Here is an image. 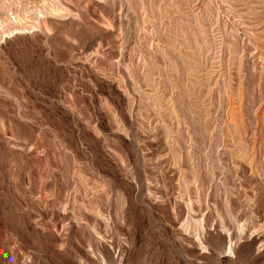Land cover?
<instances>
[{
	"label": "rangeland",
	"instance_id": "obj_1",
	"mask_svg": "<svg viewBox=\"0 0 264 264\" xmlns=\"http://www.w3.org/2000/svg\"><path fill=\"white\" fill-rule=\"evenodd\" d=\"M11 1L0 264H264V0Z\"/></svg>",
	"mask_w": 264,
	"mask_h": 264
},
{
	"label": "bare ground",
	"instance_id": "obj_2",
	"mask_svg": "<svg viewBox=\"0 0 264 264\" xmlns=\"http://www.w3.org/2000/svg\"><path fill=\"white\" fill-rule=\"evenodd\" d=\"M52 3H54L57 7L60 6L61 4V0H50ZM3 5L2 7V11L5 13L3 14V12L1 13L0 12V19L2 17L5 16V19L8 21V22H12V23H16V24H19L20 22V18H21V14L18 12V10H12L13 7H14V4L12 3V1L10 0L9 3H6L5 1L3 2ZM1 10V9H0ZM25 14L27 13V10L25 9ZM29 12V11H28ZM11 13V15H10ZM38 13V12H37Z\"/></svg>",
	"mask_w": 264,
	"mask_h": 264
}]
</instances>
